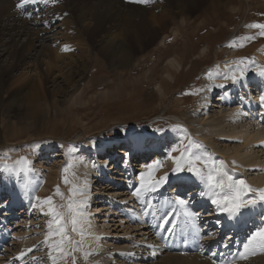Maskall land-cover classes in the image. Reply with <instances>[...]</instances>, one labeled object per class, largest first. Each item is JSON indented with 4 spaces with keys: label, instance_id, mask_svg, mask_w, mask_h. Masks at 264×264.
Returning a JSON list of instances; mask_svg holds the SVG:
<instances>
[{
    "label": "bare ground",
    "instance_id": "6f19581e",
    "mask_svg": "<svg viewBox=\"0 0 264 264\" xmlns=\"http://www.w3.org/2000/svg\"><path fill=\"white\" fill-rule=\"evenodd\" d=\"M210 1L150 0L148 4H137L129 3L128 0H48L47 3H44V0H36L35 3L28 0L22 4V7L17 8L16 5L21 3V0H0V137L8 136L3 133L5 130L2 128H6L13 136L12 140L25 136L26 132L17 130L12 132V127L8 124L23 128L17 126L19 120L15 122L12 118L23 116L26 106L37 104L57 106L59 102L66 100L72 90H79L82 80L87 75L89 63L94 59V51L99 53V58L112 68L125 69L151 43H154L160 32L168 30L169 19L177 16L178 20L175 24L178 32L174 44H185L194 39L193 33L182 35V26L184 27L185 24L187 31L198 29L194 33L199 38L201 31L214 24L193 28L197 24L189 22L190 19H187L186 14H191L200 7L204 9L210 5L208 4ZM255 1L264 3V0ZM167 38L168 34L163 36L165 44ZM60 40L63 43H60ZM200 41L199 45L202 44ZM55 44L58 45L57 48H54ZM65 45L71 47L73 51L65 53L67 52ZM62 47L63 50L60 51ZM186 48L188 47L182 48V52H175L176 54L163 52L156 56L157 64L158 62L160 64L151 68L153 73L157 69L160 70L163 61L167 64L162 72L163 77L156 86L158 93L142 92L146 95L142 103L153 106L148 101L151 98L157 99L156 94L161 98L162 95L171 92L172 84L168 79L172 78V81L176 77L178 79V69L183 70L185 61L187 62V57L191 53V50H187L185 54ZM75 50H79V53ZM83 50L87 52L84 56H82ZM248 51L254 52L255 55L253 63L247 68L243 65L238 67L236 64H231L237 60L232 52L223 58L218 57L217 69L212 76L208 75L209 77L205 78L200 93L202 95L198 94V100L187 98L186 93L190 89H195L197 85L193 88L186 87L182 95L175 99L174 105L179 110L170 124L163 127L165 129L163 133L152 132L151 136L146 138L143 134L145 131L140 129L136 132L138 134L125 137L119 143L121 146L115 142L118 139L110 140L109 142H115L118 147L115 148L116 154L115 152L110 156L104 154L101 142L89 138L87 141L95 152V159L88 158L85 152L71 150L70 153L71 151L64 149L62 166L46 173L37 161H45L46 149L52 150L50 143L45 145V151L37 150L38 152L29 156L16 151L14 157L16 159L11 164L8 161L12 158L0 152V179L3 177L4 183L0 184V190H8L11 188L9 185L13 183L18 193L21 190L25 191L23 201L18 203L22 207L3 210L0 213V264H52L48 258V250L43 244L51 216L44 215L39 208L33 209L32 205L39 203L35 197H40L43 201L49 196L53 197L57 205L60 204L51 188L61 175L65 176L66 164L72 165L68 173L73 182L69 180V183H65L69 185V189L73 185L86 187L84 194L88 200L84 205V212L89 214L88 223L91 225L90 228L85 225L90 234L85 235L83 249L76 253V264H220L221 260L232 261L236 253L242 250L247 235L254 231L255 227L261 226L260 221L264 216L257 214V219L251 218L246 232L240 230L236 234V241L231 240L232 235L228 236V232H224L218 238L215 228L207 226L210 222V214L215 213L214 207L208 203L207 198L204 200L198 195L201 189L195 181L185 186L188 194L185 198L190 196V211L193 212L196 207L198 211V219L195 221L198 229L189 240L185 235L178 237L175 233L182 231L181 223L177 224L174 233H169L158 228L157 222L152 221L154 218H149L148 221H136L131 215L126 214V209L135 206L137 200H140L132 193L139 186V173L146 171L144 166L159 159L163 162V167L155 175L159 177L166 171L170 172L174 165L173 161L167 158V151L177 145L182 138L185 144L188 138H191L203 145L202 148L194 151L213 153L217 158L229 163L235 159L242 165L237 171L236 178L245 179L253 188H264V145L260 143L264 141L262 138L264 135H259L263 134L262 129H264V123L259 124L264 117V106L258 101V104L250 105L246 110L236 96V91L243 88L233 84L230 79H224L225 75L231 76L232 73L239 75L241 71L253 74L250 77L251 86L261 95L264 90V77L261 75L264 73V65L261 64L264 62V36L258 35L257 39L249 44ZM259 68H262L258 71L262 80H258L253 73ZM193 74L191 72L189 76ZM147 77L148 75L141 73L134 79L123 81L122 85H128L136 91L138 87L134 86L135 83L140 84ZM88 89L87 86L82 88L79 96H84ZM189 102L193 103L192 108L181 112L180 107L184 103L189 106ZM258 106L260 109L254 111ZM4 117H9L10 120L6 122ZM51 118L54 119L55 116L52 115ZM185 128L189 132L188 136L183 131ZM27 135L39 134L33 132ZM138 138L141 142L149 141L150 144L156 142L158 150L152 152L153 155L149 148L137 151L133 160L137 164L133 162L131 170L125 163L123 153L125 149H135V141ZM113 146L111 144V147ZM178 154L173 153V155ZM151 156L156 159H151ZM21 157H26L29 163L20 161ZM4 165L8 168L5 169ZM14 166L13 174L11 169ZM21 169L23 171H20ZM3 171L6 173L3 174ZM129 175L133 177L128 179ZM110 179L113 181L110 182ZM33 184L36 186L32 190ZM164 186L147 196L160 200V198L169 199L177 194V185L171 177ZM67 190L62 189L65 198L69 193ZM200 200L202 202L198 203ZM0 201L6 202L3 194ZM206 203L210 206L204 210ZM42 207L47 211V204ZM98 212L99 214L96 215ZM134 216L141 217L138 213ZM7 222L9 224L6 226ZM170 227L171 224L168 228ZM72 236L76 240L81 239L77 233H72ZM185 244H189V249L184 252L182 247ZM29 248L33 249L32 252L27 251ZM83 251L93 253L88 261L83 259ZM20 252H25L26 255L18 259ZM213 253L217 255L213 256ZM33 257L36 259L33 260ZM57 264H65V262L57 261ZM67 264H70V258ZM235 264H264V252L257 250L255 255H249L246 260L236 259Z\"/></svg>",
    "mask_w": 264,
    "mask_h": 264
},
{
    "label": "rangeland",
    "instance_id": "374dc122",
    "mask_svg": "<svg viewBox=\"0 0 264 264\" xmlns=\"http://www.w3.org/2000/svg\"><path fill=\"white\" fill-rule=\"evenodd\" d=\"M215 3H217L216 6ZM208 4L210 5L204 9L200 7L192 11L191 14H186L187 19H190L189 22L197 24L193 28L199 25H209V23L214 24V26L201 31L199 38L195 35L198 29L187 31L185 24L184 27L182 26V35L193 33L194 39L185 44H174L175 36L178 32L177 24H175L178 16L174 19L170 18L168 30L160 32L154 43H151L125 69L112 68L103 59L99 58V53L97 54L94 51V59L89 63V72L87 71L86 77L82 80L80 89L72 90L66 100L59 102L57 106H43L41 104L26 106L23 116L12 118L15 122L19 120V124L22 125L17 124V126H22L23 128H16V125L12 126L8 124L12 127V132L16 130L18 132H26L25 136L12 140L13 136L10 135L6 128H2V130H5L3 133L8 134V136L3 135L0 137V152L14 159L16 151L29 156L38 152L37 150L39 152L45 151V145L50 143L52 150L46 149V154H44L45 161H37L47 173L52 169L57 170L58 167L62 166V152L64 149L85 152L88 158L95 159V152L87 141L89 138H95L100 142L106 143L110 140L118 139L119 144L125 136L135 134L140 129L145 131L146 134H151L154 132V129L163 128L170 124L175 118L174 115L178 112L177 110H179L174 105L176 103L175 99L182 95L186 87L191 86L193 88L197 85L194 87L195 89H190L186 93L188 95L187 98L198 100V94L199 96L202 95L200 93L204 87L205 78L209 77L210 72L212 76L217 69L218 57L223 58L232 52L233 56L237 57V60L231 64H236L238 67L243 65L246 68L254 60L255 54L248 51V46L250 43H253L254 39H257L260 30L247 27V25L264 23V3L255 0H234V2L231 0H211ZM166 34H168L169 38H167V44L163 41V36ZM245 37L253 38L244 39ZM199 40L202 42L201 45L198 44ZM60 43H63V41L60 40ZM57 47L58 45L55 44L54 48ZM184 47H188L186 50L183 49L185 54L187 50H191V53L187 57V62L185 61L183 70L178 69V79L177 77L173 81L172 78L168 79L170 84H172L171 92L162 95L161 98L159 94H156L157 99L153 100L151 98L148 101L153 106L142 103L143 99L146 98V95L142 92H157L156 86L161 81L163 69L167 64L166 61H163L160 70L157 69L153 73L151 68L160 64V62L157 64L158 60L156 56H159L158 54L163 52L176 54L177 52H182L181 50ZM205 47L208 48L206 49ZM68 48L69 50L65 53L73 51L71 47ZM62 50L63 47L60 51ZM75 51L79 53V50ZM86 53L83 50L82 56L86 55ZM191 72L194 73L193 76H189ZM141 73L148 75V77L144 78L140 84L135 83L134 86L138 87L136 91L133 90L134 88L128 87V85H122L123 81L134 79L135 76H139ZM85 86L89 87V89L84 96L80 97V90L84 89ZM194 92L195 96L193 97ZM192 104L191 102L188 106L187 103H184L180 107V111L186 112L192 108ZM52 115L55 116L54 119L51 118ZM4 119L6 122L10 120L9 117H4ZM32 131L39 135H27V133L32 134ZM185 135H189L188 130ZM100 144L103 146L102 152L104 154L110 156L111 153L116 152V144L111 143L114 145L113 147H111V144H108L110 148L107 147V150H112L110 154L105 149V143ZM37 145L39 147H36ZM150 158L153 159L154 157ZM134 164H137V162ZM64 174L65 176L61 175L51 188L56 194L58 186L60 192L63 193V198L59 194H56L60 204L66 203L69 196L68 193L67 198H65L64 191H62L63 188L68 189L67 192L69 191V185L65 184V177H67L68 181L73 182L68 171H64Z\"/></svg>",
    "mask_w": 264,
    "mask_h": 264
},
{
    "label": "snow or ice",
    "instance_id": "6c2138e0",
    "mask_svg": "<svg viewBox=\"0 0 264 264\" xmlns=\"http://www.w3.org/2000/svg\"><path fill=\"white\" fill-rule=\"evenodd\" d=\"M26 2L28 0H21V3L16 5L17 8L22 7V4ZM32 2L35 3L36 0H32ZM47 2L48 0H44V3ZM128 2L148 4L150 0H128ZM247 27L259 29V35L264 36V23H253L247 25ZM252 38L245 37L244 39ZM64 47L65 50H69L67 45ZM261 75H264V73H261ZM209 76H211V73H209ZM224 79H230L233 84L247 87L244 71H241L239 75L236 73H232L231 76L225 75ZM219 86L223 87L224 85ZM259 103L261 106H264V90H262L259 96ZM153 131L163 133L165 129L156 128ZM183 131L185 133L187 132L186 129ZM260 143L264 145V141ZM135 146L137 149L143 148L145 150L151 147L147 142H141L139 140L135 141ZM36 147L39 146L37 145ZM202 147L203 145L193 141L191 138H188V142L185 144L182 138L177 145L167 151V158L173 161L174 166L170 172L166 171L159 177L155 173L163 167L161 160H153L144 166L146 171L139 173V186L136 187L132 194L145 203V214L153 208L151 200H145V196L159 190L169 182V177H171L177 185V194L166 201V204L171 210L164 212L160 217L164 224L172 225V227L166 229L169 233H174L177 227V221L170 219V217L183 216L186 218V221L191 222L195 226L198 214L189 209L190 196L185 198L188 195L185 191V186L190 185L193 181L200 186L201 190L198 195L202 198H207L214 205L215 211L226 214L229 220H239L244 216L251 218L252 212L257 207L261 208V215L264 216V188H253L245 179L236 178L237 171L242 165L235 159L229 163L222 158H217L213 153L194 151V149H200ZM173 153L179 154L173 155ZM123 155L126 163L127 157L131 155V148L125 151ZM20 161L25 164L29 163L26 157H21ZM70 167H72L71 164H66L64 171H68ZM4 168L7 169L8 166L4 165ZM12 171H15V168ZM20 171H23V169ZM73 176H75V173H73ZM65 183H69L67 177H65ZM85 191L86 187L73 185L69 189L70 194L66 203L59 205L54 202L52 196L46 197L43 201H41L40 197H35L39 203L33 204L32 208H39L44 215L51 216L47 224L48 231L44 236L43 244L48 250V258L52 261V264H57V261H64L67 264L69 258L71 264H76V253L83 249L85 235L90 234L85 227V225L89 228L91 227L88 223L89 214L84 212V205L88 200V197L84 194ZM56 194H59L63 198V193L60 192L58 186ZM0 203H3V201H0ZM44 204L48 205L47 211L42 207ZM216 223L219 224L220 221L217 220ZM260 225L255 227V230L247 235L246 240L243 242L242 250L236 253V257L232 261L221 260L220 264H235L236 259L246 260L249 255H255L257 250L264 252V219H261ZM163 226V224L160 225V227ZM72 233L79 234L81 239H74ZM149 247L153 246L149 245ZM32 250V248H29L27 251L32 252ZM92 254V251H83V259L88 261ZM25 255V252H20L18 259L23 258ZM215 255L217 253H213V256ZM32 259L35 260L36 257Z\"/></svg>",
    "mask_w": 264,
    "mask_h": 264
}]
</instances>
